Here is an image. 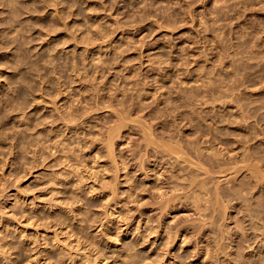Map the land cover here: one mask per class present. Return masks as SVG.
<instances>
[{"label": "clouds", "instance_id": "1", "mask_svg": "<svg viewBox=\"0 0 264 264\" xmlns=\"http://www.w3.org/2000/svg\"><path fill=\"white\" fill-rule=\"evenodd\" d=\"M0 264H264V0H0Z\"/></svg>", "mask_w": 264, "mask_h": 264}]
</instances>
